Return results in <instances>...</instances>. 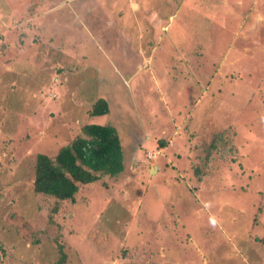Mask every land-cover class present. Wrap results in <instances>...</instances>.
<instances>
[{"label": "rangeland", "instance_id": "1", "mask_svg": "<svg viewBox=\"0 0 264 264\" xmlns=\"http://www.w3.org/2000/svg\"><path fill=\"white\" fill-rule=\"evenodd\" d=\"M28 2L42 27L56 15L44 14L52 0H0V264H57L58 242L65 264H264V0H103L88 14L131 31L128 54L105 49L124 46L117 30L99 38L93 26L99 47L81 23L52 25L59 40L27 25L7 33L8 12L27 16ZM120 53L123 70L148 68L142 82L113 77L117 113L90 116ZM86 122L117 128L123 172L74 200L36 193L37 154H56ZM214 138L224 165L207 149ZM197 163L211 165L200 183Z\"/></svg>", "mask_w": 264, "mask_h": 264}, {"label": "trees", "instance_id": "2", "mask_svg": "<svg viewBox=\"0 0 264 264\" xmlns=\"http://www.w3.org/2000/svg\"><path fill=\"white\" fill-rule=\"evenodd\" d=\"M109 111L108 101L98 98L88 113L90 116H95L108 114ZM220 142L221 140L218 141L214 138L207 145V149L211 146L213 154L218 157L216 161L219 166L220 164L224 165L223 162L227 161L224 158L228 153V150ZM218 145L220 148L217 150ZM215 149L218 154L214 152ZM206 154L204 160L208 162ZM123 161V146L117 128L111 124L86 122L81 127V133L70 143L60 147L56 154H37L33 173L34 191L53 196L61 201L74 200L81 186L97 182L104 176L113 178L120 175L124 170ZM195 168L196 183H200L203 174L207 173V169L211 168V165L207 169H202L201 165L197 163ZM197 187L196 185L194 188ZM261 240L264 243V237ZM58 251L57 264H65L69 256L61 242H58ZM28 264L33 263L29 262Z\"/></svg>", "mask_w": 264, "mask_h": 264}, {"label": "crops", "instance_id": "3", "mask_svg": "<svg viewBox=\"0 0 264 264\" xmlns=\"http://www.w3.org/2000/svg\"><path fill=\"white\" fill-rule=\"evenodd\" d=\"M102 2H103V0H52V4L48 7V9H44V14L46 16V15H53L54 13H56V15L54 17H52L50 20L45 19L44 15H41V17L44 18L45 21H46L44 27H42L41 23L36 24L38 13H36L35 10H34L33 18L31 16L32 8L36 7L37 5L33 6L31 3L28 2V3H26V5H29L30 12L28 13L27 16H21L20 14L16 15V13H14L13 10L8 12L9 16L7 18L8 19L7 22L8 23L10 22L12 25L6 26V28L8 27L6 32L7 33H9V32L15 33L14 30L17 29V34H18L19 30H22L27 25V27L28 26L30 27L29 31H33L34 34H41V35L43 34L45 37L49 35V37H48L49 39H51V38L55 39L56 38V39L59 40L60 39V34L62 35V33L59 31L60 32V34H59L57 31H55L53 29L52 25L53 26H55L57 24L60 25V24H63L64 21L67 23V25L69 23L74 24V25H77L78 23H81V24H83V28L88 31L87 33L88 34L89 33L92 34V36L95 38L96 42L99 44V47H100L102 44L100 45V42L96 39L95 35L91 32V30L94 29V27H98L97 26L98 23L96 21V18L94 19V17L90 15L91 14L90 12H91V9L98 8L96 6L100 5V3H102ZM106 3H108V2H106ZM104 5H105V3H104ZM112 5H113V0H111V3L109 5H107L106 8L109 9L110 7H112ZM65 8L67 10H64ZM86 10H90V11L88 12ZM85 11L87 12V14H84ZM68 13L71 14L70 15L71 17L70 18H65V16ZM88 13H90V14H88ZM11 17H16V18L10 19ZM25 17L27 19H25ZM32 19H33V23L34 24H31ZM100 19H101L102 22H101V27H98L99 29H101V31L99 32V38H100V36H103L105 38L106 34L109 31H111L112 29H113V31L117 30L116 27L113 26L114 25L113 22H115L116 19L112 18L111 16L109 17V15H108V17H105L104 19L103 18H100ZM0 22H2L1 26H3L4 25V19H3V14H2L1 7H0ZM51 22H53V23L51 24ZM244 23H245V21H244ZM86 26H88V28H86ZM120 30H121L120 32H119V30H117L116 34H117V38L119 37L123 41L124 46L122 47L121 43H117L116 42L115 44L110 45L109 48L105 47V49H107V51L110 50L114 54H115V50H119V52L122 51L123 53L128 54V52L126 51V49H128V46L125 44V42H126V40H128L129 43L132 42V44H134L133 40L131 41V38L134 37V36H132L133 34L131 33V31L127 30L124 27H120ZM116 34L114 35V37L116 36ZM164 34H166V33H163V35ZM50 36H53V37H50ZM75 36L76 37H73V39H74V41L76 43V41L78 42V40L80 39V36H77V34ZM82 36H84V37H82ZM82 36H81V39L83 40L85 38V35H82ZM1 38H3V36L2 37L0 36V39ZM144 38H145V36L143 35L142 40H144ZM151 39H154V38L151 37ZM0 41H2V40H0ZM135 41H136V39H135ZM82 48L83 47L80 46V49L78 51L79 52L78 53V60L80 62H82L81 58L83 56H89L88 60L90 62V54L91 53L87 52V51H80V50H82ZM152 48L150 47L151 50H152ZM35 49L36 48L32 49L34 51L32 53V56L34 54H36L35 53V51H36ZM146 49L147 48H145L144 50H146ZM57 50H59L60 52L62 51L61 48H59V49L57 48ZM98 51L100 52V50H98ZM153 51L154 50H152V52ZM140 54L141 55H143V54L145 55V53L143 51H141ZM121 56H122V54L120 53L118 55L110 56V58H108L109 59L108 62L112 65V67L109 66L108 64L106 66L107 67L109 66V69L112 70V71L109 72L108 75L105 74L104 77L100 78L101 79L100 87L96 85V89H97V92H98V98H104V99H106L108 101V103H109L110 100L108 99V97H106L107 95L112 97V100L110 102L113 103V99L116 100V95L110 89L112 87V85H113V81H114L112 79L113 77H115V79H117V81H118V83L120 85L124 86L127 89H130V86L133 85L134 83H138L137 86L139 87L140 86V82H142V80L140 79L139 76H140L141 72H143V71L148 69V68L147 69L143 68V70H140L141 66L137 68V66H136L137 61H135L136 63H130V68H125V70H123L122 69L123 66H117L116 65V63H117L116 57L117 58H121ZM143 65L146 66V62H144ZM106 66H104L103 68H107ZM104 70H106V69H104ZM154 77H156L155 74H154ZM119 84H118V86H120ZM138 87H137V89H138ZM137 93L141 95V92L139 91V89H138ZM109 107H110V111H109L108 115L111 112H113V111L114 112H113L112 115H114L115 112L117 111V110H115L116 108L115 109H114V107L111 108L110 104H109ZM134 140H133L132 145L129 144L128 140L125 141V145H127V142H128L129 146L137 145V142H138L139 138H136L135 142H134ZM141 141H143L142 138H141ZM121 143H122V140H121ZM124 148L125 147H123V154H124V160H126L127 154L125 155L126 150ZM136 150H138V149H136ZM136 150L134 149L135 157L137 156L136 155L137 154ZM129 151H131V150H129ZM147 151H151V150L149 149ZM131 161L133 162V159ZM172 168L175 171H179V173L181 172L180 169L177 168V167L173 166ZM181 177H182V175H181ZM161 194H163V193H161Z\"/></svg>", "mask_w": 264, "mask_h": 264}, {"label": "built area", "instance_id": "4", "mask_svg": "<svg viewBox=\"0 0 264 264\" xmlns=\"http://www.w3.org/2000/svg\"><path fill=\"white\" fill-rule=\"evenodd\" d=\"M154 155H155V154H152V152H149V153H148V157H149V158H152Z\"/></svg>", "mask_w": 264, "mask_h": 264}, {"label": "water", "instance_id": "5", "mask_svg": "<svg viewBox=\"0 0 264 264\" xmlns=\"http://www.w3.org/2000/svg\"><path fill=\"white\" fill-rule=\"evenodd\" d=\"M248 18H250V17H248Z\"/></svg>", "mask_w": 264, "mask_h": 264}]
</instances>
